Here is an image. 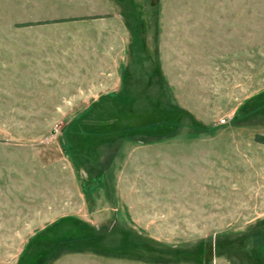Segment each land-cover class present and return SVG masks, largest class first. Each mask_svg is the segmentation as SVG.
I'll use <instances>...</instances> for the list:
<instances>
[{"label": "rangeland", "instance_id": "374dc122", "mask_svg": "<svg viewBox=\"0 0 264 264\" xmlns=\"http://www.w3.org/2000/svg\"><path fill=\"white\" fill-rule=\"evenodd\" d=\"M256 134L264 0H0V264H264Z\"/></svg>", "mask_w": 264, "mask_h": 264}, {"label": "trees", "instance_id": "16d2710c", "mask_svg": "<svg viewBox=\"0 0 264 264\" xmlns=\"http://www.w3.org/2000/svg\"><path fill=\"white\" fill-rule=\"evenodd\" d=\"M72 19H77V18H70V19H64V20H72ZM22 25H28L27 23L22 24ZM255 140L259 143L264 144V135L263 134H256L255 135Z\"/></svg>", "mask_w": 264, "mask_h": 264}, {"label": "built area", "instance_id": "2783aa9c", "mask_svg": "<svg viewBox=\"0 0 264 264\" xmlns=\"http://www.w3.org/2000/svg\"><path fill=\"white\" fill-rule=\"evenodd\" d=\"M226 121H227L226 118H222V119H221V122H222V123H226Z\"/></svg>", "mask_w": 264, "mask_h": 264}]
</instances>
